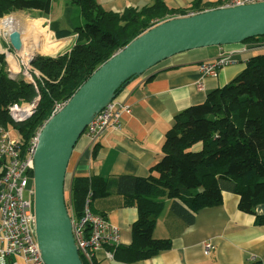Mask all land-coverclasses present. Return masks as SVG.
<instances>
[{
    "label": "trees",
    "instance_id": "obj_1",
    "mask_svg": "<svg viewBox=\"0 0 264 264\" xmlns=\"http://www.w3.org/2000/svg\"><path fill=\"white\" fill-rule=\"evenodd\" d=\"M52 1L0 0V17L16 10L50 14ZM70 1L77 6V14L72 15L76 10L68 7L66 26L52 19L48 27L54 38L73 35L74 42L69 51L34 58L33 65L44 75L37 81L38 89L23 79L9 78L0 54V126L18 132L22 155L55 103L66 102L113 53L161 21L221 7L226 0L205 4L192 0L180 8L153 0L119 11L106 9L98 0ZM261 38L264 35L242 42ZM37 95L34 113L22 122H13L7 106L31 101ZM161 152V159L149 168L146 177L74 175L67 185L65 202L75 221L82 217L86 204L93 213L106 217L94 202L112 193L121 197L122 206L136 207L130 244L107 247L113 257L125 263L148 259L170 248L169 238L153 236L166 201L171 213L191 224L198 210L219 205L225 190L238 195L237 206L244 212H253L264 200V51L251 56L241 72L208 92L203 101L177 113L165 133ZM2 165L0 160V169Z\"/></svg>",
    "mask_w": 264,
    "mask_h": 264
},
{
    "label": "crops",
    "instance_id": "obj_2",
    "mask_svg": "<svg viewBox=\"0 0 264 264\" xmlns=\"http://www.w3.org/2000/svg\"><path fill=\"white\" fill-rule=\"evenodd\" d=\"M172 8L185 7L192 0H164ZM216 3L221 0H201ZM106 9L119 11L125 6H141L153 0H98ZM60 53L69 51L74 36L62 38ZM264 41V38L259 39ZM252 41L199 47L175 54L157 63L142 75L125 84L115 99L129 107L118 117V127H109L92 143L83 133L72 150L66 171L68 185L74 175L141 176L161 157L165 133L174 116L188 106L200 103L211 90L231 81L243 70L247 60L264 47ZM63 47V48H62ZM227 56L229 63L218 67L217 75H202L199 65ZM201 83V88L197 83ZM13 136V129H9ZM121 197L111 195L94 202L106 219L118 230V243L132 240L131 224L137 219L135 206L121 205ZM238 195L223 191L219 205L195 213L193 223L185 224L169 210V201L157 218L155 238H169V249L153 257L125 263L108 258L105 248L94 253L97 264H264V200L253 212L241 211ZM213 248L204 253V243ZM7 264H27L20 256H11Z\"/></svg>",
    "mask_w": 264,
    "mask_h": 264
},
{
    "label": "water",
    "instance_id": "obj_3",
    "mask_svg": "<svg viewBox=\"0 0 264 264\" xmlns=\"http://www.w3.org/2000/svg\"><path fill=\"white\" fill-rule=\"evenodd\" d=\"M264 35V0L175 16L147 29L113 53L78 87L37 134L33 151L35 238L45 264H83L65 202L67 165L79 137L119 90L175 54L199 47L240 43ZM15 52L20 33L7 35Z\"/></svg>",
    "mask_w": 264,
    "mask_h": 264
},
{
    "label": "built area",
    "instance_id": "obj_4",
    "mask_svg": "<svg viewBox=\"0 0 264 264\" xmlns=\"http://www.w3.org/2000/svg\"><path fill=\"white\" fill-rule=\"evenodd\" d=\"M263 0H226L221 7L255 3ZM190 14H193L190 13ZM264 47V42L257 43ZM0 54L6 66V75L14 80L23 79L38 89L37 81L44 76L32 68L33 56L27 63L22 56L0 44ZM227 56H220L213 61L202 62L199 69L202 75H214L218 67L229 63ZM198 88L201 83L198 82ZM39 95L31 101H23L7 106L9 117L19 123L30 117L37 106ZM65 104L55 103L53 112H57ZM122 112H129V107L115 98L104 106L87 125L84 132L93 143L107 128L118 127V117ZM17 132V131H16ZM39 130L30 140L25 155L21 153L22 138L18 134L11 135L10 130L0 126V264H7L11 256H20L27 264H45L36 238L35 218L33 209L32 179L33 151ZM15 133V131H14ZM72 221V234L82 262L97 264L94 259L95 251L105 248L108 258H113V251L107 247L118 245V230L105 217L93 213L86 204L82 217L75 221L72 211H68ZM87 228V229H86ZM204 253L208 254L213 246L204 243ZM84 258V260H83Z\"/></svg>",
    "mask_w": 264,
    "mask_h": 264
},
{
    "label": "bare ground",
    "instance_id": "obj_5",
    "mask_svg": "<svg viewBox=\"0 0 264 264\" xmlns=\"http://www.w3.org/2000/svg\"><path fill=\"white\" fill-rule=\"evenodd\" d=\"M0 26L6 35L12 30L20 33L22 45L18 53L22 56L24 63H27L37 53L55 52L60 45L59 42H54L46 28L40 26V23L35 20L24 21L15 15H8L0 20Z\"/></svg>",
    "mask_w": 264,
    "mask_h": 264
},
{
    "label": "rangeland",
    "instance_id": "obj_6",
    "mask_svg": "<svg viewBox=\"0 0 264 264\" xmlns=\"http://www.w3.org/2000/svg\"><path fill=\"white\" fill-rule=\"evenodd\" d=\"M68 7H72L73 9L76 10V11H72V15L77 14V12H78L77 6L74 3H71L70 0H53L52 1V10H51L50 14H44V13L36 11V10H34V11L33 10H16V11H13V12L7 14V15L1 16L0 20L5 18L8 15H15L17 17H20L24 21L25 20H29V21L35 20L36 22L40 23V26H42L43 28H46L47 32L50 33V36L54 42L60 43L59 47L56 49L55 52H51L48 54L37 53V54L33 55V59H31V61H30L32 63L34 58L37 56H41V55H53L54 56V55L60 53L58 51H59V48L61 46H63L64 40L54 38L53 33L51 32V30L48 27L49 26L48 23L52 19H57L60 21L61 27H65L66 26L65 17L67 16L65 11ZM190 13H192V11L189 12L188 14H190ZM250 41H252V40H250ZM256 42L260 43V42H264V41L254 40V42H252V43L254 44ZM0 44H2L3 47H5V48H9L12 51H14L13 48L9 44L6 32L3 31V28L1 26H0ZM16 53H18V52H16ZM4 63H5V61H4ZM1 64H2V62L0 61V67H1ZM32 66H33L32 68H34L38 71V69L36 68V66L33 65V63H32ZM4 69H6L5 64H4ZM38 72L41 74L40 71H38ZM217 73H218V70L215 71L214 75H217ZM13 135H17V132L15 131V133ZM29 186H33V180L32 179L29 182ZM67 196H68V188H67V184H66L65 185V197L67 198ZM66 207L68 210V206H66ZM83 260H84V258H83ZM84 262H85V260H84Z\"/></svg>",
    "mask_w": 264,
    "mask_h": 264
}]
</instances>
